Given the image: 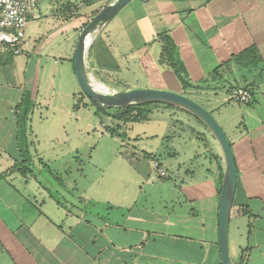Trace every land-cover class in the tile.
Listing matches in <instances>:
<instances>
[{
    "label": "crops",
    "instance_id": "obj_1",
    "mask_svg": "<svg viewBox=\"0 0 264 264\" xmlns=\"http://www.w3.org/2000/svg\"><path fill=\"white\" fill-rule=\"evenodd\" d=\"M38 1L37 27L25 35L30 51L0 47L1 264H221L222 155L187 113L147 105L139 121L123 122L95 110L101 139L85 156L64 154L73 173L39 159L29 115L51 109L67 90L73 112L86 108L73 67L77 36L110 1L92 0L66 21L61 10L78 0ZM164 38L176 47L188 87L161 60ZM87 67L107 93L165 90L214 116L237 170L230 256L264 264V0H134L95 37ZM234 86L251 90L250 104L230 100ZM24 110L29 136L21 145ZM35 161L58 181L52 189L35 177ZM156 166L165 179L154 177Z\"/></svg>",
    "mask_w": 264,
    "mask_h": 264
},
{
    "label": "water",
    "instance_id": "obj_2",
    "mask_svg": "<svg viewBox=\"0 0 264 264\" xmlns=\"http://www.w3.org/2000/svg\"><path fill=\"white\" fill-rule=\"evenodd\" d=\"M132 1L134 0H114L108 3L81 30L73 60L76 82L84 96L99 110H124L146 105H162L185 112L205 126L215 139L223 160L218 213V247L221 264H235L229 253L228 231L237 187V170L230 142L214 116L186 96L165 90L136 88L113 93L99 91L88 74L87 60L93 40Z\"/></svg>",
    "mask_w": 264,
    "mask_h": 264
},
{
    "label": "rangeland",
    "instance_id": "obj_3",
    "mask_svg": "<svg viewBox=\"0 0 264 264\" xmlns=\"http://www.w3.org/2000/svg\"><path fill=\"white\" fill-rule=\"evenodd\" d=\"M109 1V3L112 2V0ZM36 27L37 21L27 27L25 35L32 37ZM25 55L26 54H23V56ZM23 56H20V58L24 59L25 57ZM138 83L141 84L142 82L139 81ZM78 91H80V89H78ZM48 99L49 98H47V100ZM79 99L84 100L86 108L80 107L77 112H73L72 108L76 102L73 100V94H69L67 90L66 94L62 93L60 96L56 95L55 104L51 109H48V107L45 109V106H43V108L37 107L35 108L34 113L29 115V126H31L32 133L37 139L36 145H38L37 149L39 159L41 158L45 163H49L51 168L67 167L66 169L70 171L73 167H71L72 165L70 166L68 163L69 161H65L64 154L73 152L72 155L74 156V152L78 150L80 155L85 156L91 147H94L101 139V134L99 133V129L101 128L99 123L100 120L94 115L96 110L95 107L91 105V102L84 96L83 93L79 94ZM65 108H67L68 111L65 110ZM61 109L63 111H61ZM132 112V116H135L138 111L137 109H134ZM111 114L114 113L111 112ZM23 124V118L20 116V126L22 128L24 127ZM28 136L29 132L26 131L27 140ZM109 142V138L105 137L102 144L108 147ZM141 147H144L142 149L147 150L145 146H140V148ZM106 150H109V148H106ZM125 151H127V149H124L123 153ZM61 157H63V160H61ZM34 163V175L40 182L44 185L47 183L51 189L52 186L58 184V181L54 180L55 177L53 178V175L51 176L47 171H44L45 169L41 166V164L37 161ZM71 173H73V170H71ZM74 173L76 174V172ZM75 174H70L69 177L66 178V182L68 184H72L73 179H76L74 178ZM154 177H156L155 173ZM63 178L65 179L64 174ZM56 195L57 193L55 190L54 196L57 197ZM56 199L62 200L61 197ZM2 261L4 262V260H0V264Z\"/></svg>",
    "mask_w": 264,
    "mask_h": 264
},
{
    "label": "built area",
    "instance_id": "obj_4",
    "mask_svg": "<svg viewBox=\"0 0 264 264\" xmlns=\"http://www.w3.org/2000/svg\"><path fill=\"white\" fill-rule=\"evenodd\" d=\"M92 0H78L75 4L62 9L59 18L63 21L77 17L87 3ZM38 0H0V47L11 54L29 52L31 47L26 40L27 27L37 21ZM230 100L236 104L248 105L252 101V92L245 86H234L229 92ZM157 179H165L166 173L155 167Z\"/></svg>",
    "mask_w": 264,
    "mask_h": 264
},
{
    "label": "trees",
    "instance_id": "obj_5",
    "mask_svg": "<svg viewBox=\"0 0 264 264\" xmlns=\"http://www.w3.org/2000/svg\"><path fill=\"white\" fill-rule=\"evenodd\" d=\"M98 12L99 11H96L95 13H93L92 17L95 16ZM241 57H245V53L242 54ZM161 60H162L163 64H166L167 67L175 74L177 80L184 87H188V84L186 82L187 72H186L182 62L178 59V53H177L175 45L168 38H164L162 40ZM91 105L94 106L92 103H91ZM143 107H145V106H141V107H137V108H131V109H124V110H118V109L99 110L96 107H95V109H96L97 114H104V115H108V116L112 115V117L118 121L136 122V121H139L141 119V115L143 114V111L141 110V108H143ZM134 109H137L138 112L135 114V116H132V113H133L132 111ZM111 112H113L114 114H111ZM26 115H27V112H26V110H24L20 116H22V118L25 120L27 118ZM24 124H25V121H24ZM24 124H23V126H24L23 128L20 126V131L18 134L21 145L25 144V140H26V137H25L26 129H25ZM22 163H24V162H22Z\"/></svg>",
    "mask_w": 264,
    "mask_h": 264
},
{
    "label": "bare ground",
    "instance_id": "obj_6",
    "mask_svg": "<svg viewBox=\"0 0 264 264\" xmlns=\"http://www.w3.org/2000/svg\"><path fill=\"white\" fill-rule=\"evenodd\" d=\"M95 87H96L99 91H103V92L107 91V89H106L104 86L100 85V84H96V83H95Z\"/></svg>",
    "mask_w": 264,
    "mask_h": 264
}]
</instances>
